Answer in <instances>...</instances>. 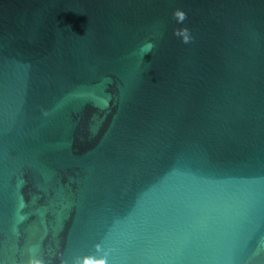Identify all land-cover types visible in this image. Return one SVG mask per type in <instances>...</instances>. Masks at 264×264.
I'll return each mask as SVG.
<instances>
[{"label": "water", "instance_id": "obj_1", "mask_svg": "<svg viewBox=\"0 0 264 264\" xmlns=\"http://www.w3.org/2000/svg\"><path fill=\"white\" fill-rule=\"evenodd\" d=\"M0 264H264V0H0Z\"/></svg>", "mask_w": 264, "mask_h": 264}]
</instances>
